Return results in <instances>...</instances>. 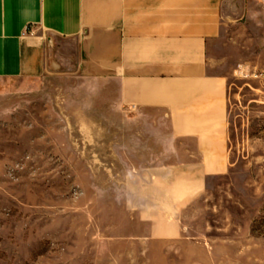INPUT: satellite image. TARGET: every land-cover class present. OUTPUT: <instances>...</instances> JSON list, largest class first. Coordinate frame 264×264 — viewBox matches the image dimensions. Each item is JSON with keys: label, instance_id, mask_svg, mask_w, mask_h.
<instances>
[{"label": "rangeland", "instance_id": "374dc122", "mask_svg": "<svg viewBox=\"0 0 264 264\" xmlns=\"http://www.w3.org/2000/svg\"><path fill=\"white\" fill-rule=\"evenodd\" d=\"M213 52L230 81L231 167L170 223L144 125L121 124L67 71L0 84V264H264V21ZM142 132V133H141ZM149 147V148H148Z\"/></svg>", "mask_w": 264, "mask_h": 264}, {"label": "crops", "instance_id": "0c3cea01", "mask_svg": "<svg viewBox=\"0 0 264 264\" xmlns=\"http://www.w3.org/2000/svg\"><path fill=\"white\" fill-rule=\"evenodd\" d=\"M263 21L264 0H0V84L76 73L97 107L147 126L135 138L157 158L136 171L151 173L170 219L151 234L175 239L179 211L231 167L230 81L212 54Z\"/></svg>", "mask_w": 264, "mask_h": 264}, {"label": "built area", "instance_id": "2783aa9c", "mask_svg": "<svg viewBox=\"0 0 264 264\" xmlns=\"http://www.w3.org/2000/svg\"><path fill=\"white\" fill-rule=\"evenodd\" d=\"M241 73L244 75V76H248V75H251V76H254V77H259V76H262L264 73H258V72H253V73H245L244 70L241 71Z\"/></svg>", "mask_w": 264, "mask_h": 264}]
</instances>
